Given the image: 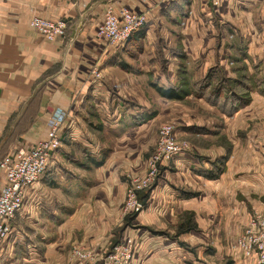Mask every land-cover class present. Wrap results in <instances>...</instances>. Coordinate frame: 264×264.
<instances>
[{"label": "crops", "instance_id": "0c3cea01", "mask_svg": "<svg viewBox=\"0 0 264 264\" xmlns=\"http://www.w3.org/2000/svg\"><path fill=\"white\" fill-rule=\"evenodd\" d=\"M174 1L178 0H0V158L16 147L29 146L45 137L48 123L53 119H65L60 148L50 157L39 181L26 188L23 206L13 219L14 230L10 238L0 242V264H75L77 260L69 254L73 243L87 247L95 259L102 258L114 229L122 225L121 168L128 161L120 159L124 153L120 150L106 154L108 147L91 140L90 130L78 118L105 116L103 126L117 128L119 120L125 121L126 117L118 112V74L125 80L130 78L123 71L126 57L121 44L112 46L95 34L96 29L107 4L145 11L151 24L145 30L139 55L141 80H150V64L152 70L158 65V61L147 57V50H168L176 42L185 55L178 64L202 72L213 51L206 37V29L212 31L211 23L205 28L206 0H199L198 10L194 12L197 19L192 15L198 0H179V5L186 1L191 11L188 17L191 20L183 23L181 32L176 33L180 43L172 36L177 24H160L169 16L174 20L177 14H184L187 19L188 7L182 13H177L176 6L164 9ZM215 1L213 10L224 17L223 24L232 11L249 14L253 39L264 41L263 0ZM34 14L65 19L66 36L46 40L30 26L29 19ZM238 45L246 46L240 42ZM249 45L248 49L245 47L247 52ZM174 55L177 57L175 52ZM231 55V59L236 56ZM93 70L99 73V78L92 74ZM155 73L168 81L162 72ZM133 107L134 104L130 106ZM138 107L144 106L138 104ZM142 115L139 109L130 111L131 124L126 125H143ZM78 150L82 154L78 155ZM102 155L103 163L94 165L90 158L98 160ZM213 158L207 159L209 164ZM229 160L221 177L211 179L192 166L198 164L196 157H173L170 170H176L174 175L182 169L183 175L164 173L163 184H158L146 198L145 208L138 213V223L142 226L135 233L128 230L136 236L134 256L128 264H220L216 198L220 201L228 198L231 204L228 218L236 231L252 212L264 213V202L260 199L264 194V177L257 166H252L251 159L236 163ZM163 167L168 172L169 168ZM4 182L0 172V187ZM177 187L197 193L184 196L176 191ZM146 193L139 195L143 197ZM254 193L258 196H252ZM184 211L193 212L195 230L170 236L147 229L175 225ZM209 241L215 247L212 253L205 247ZM234 251L244 264H253L252 259L244 258L235 248Z\"/></svg>", "mask_w": 264, "mask_h": 264}, {"label": "rangeland", "instance_id": "374dc122", "mask_svg": "<svg viewBox=\"0 0 264 264\" xmlns=\"http://www.w3.org/2000/svg\"><path fill=\"white\" fill-rule=\"evenodd\" d=\"M213 1L216 2L215 0H206L204 2V7L208 10V13L204 12L205 28L207 23H211L210 29H212L210 32L206 29V37L209 38L208 45L211 46L210 50L213 51L212 59L209 60L208 65L202 72H195L194 69L192 70L193 67H188V65H179L178 63L181 62V59L175 55V57L173 56L174 52L175 54L181 53L182 47L176 42L179 41L180 43V37L178 38L176 33L181 32V25L191 20L188 18L191 11L188 4L185 3L186 1H183L184 3L182 2L180 5L179 0L174 1V5L168 3L164 9L167 10L168 6H176L177 13L184 12L188 7L189 10L186 13L187 15H185L187 19L183 16L184 14H177L174 20L171 21L169 16L165 22L160 23L166 26L177 24L173 28L172 35L176 43L173 48L170 46L168 50L160 49L158 52L156 50H147V57L153 59L152 61L154 62L158 61V65L154 70H152L151 64L149 66L148 79L150 80H141L139 73V55L143 45V43L139 42L142 40L139 39L135 42L131 39L128 43L125 42L120 45L126 57V66L123 65V71L130 78L125 80L123 75L118 74V78L123 80L118 79L119 82L116 86V97H120L118 98L120 102L118 112L125 114V121L119 120L117 128H109L103 126V120H107L105 116L98 118L93 114L88 115L87 119L85 118L84 120L78 118L81 124L84 127L86 125L90 130L89 137L92 138L91 140L98 142L100 145H105V148L108 147L105 149L106 154L114 150L117 153L119 150L124 152L122 155L126 159L122 158V155H120V159L125 163L128 161V164H125V166L127 165L126 168H124L125 166L121 168V176H123L121 180L124 185L123 200L126 199L129 189H133L146 179L148 159H150L149 157L156 145L158 131L163 123L172 126L174 135L178 140L188 142L189 151L180 155H188L191 158L196 157L198 164H193L192 166L199 169V172L210 168L214 159L217 157L221 158L224 155L227 156V159L223 173L226 170V164L229 159L230 162L234 163L251 159L249 162H251L252 166H257L258 170L259 165L264 161V95L254 86L256 80L264 78V72H261L262 70L264 71V41L253 39L255 35L251 33V28H249V20L251 19L249 14L232 11L230 17L226 18L227 22L223 24L222 18L224 17L218 14V10L216 12L213 10L215 6ZM199 4V0L194 4L192 16L195 19L197 17L194 12L198 10L196 8H198ZM199 15L203 16L202 14ZM150 24L151 22L148 21L145 29ZM232 27L236 30L233 28L231 31L229 28ZM153 40L157 39L153 38ZM239 42L244 46L246 45L247 49L248 44H250L251 48L248 52L246 49L248 56L246 59H243L244 56H238V53L235 52ZM260 45L262 47H259ZM229 54L236 56L231 59ZM252 54L253 57L251 58ZM190 70L192 71L190 72ZM155 71L162 72L163 77L168 81L161 80L159 75L156 76L157 73ZM162 81L165 83H162ZM221 83L223 86H230L231 94L223 92ZM157 84H164L162 85L164 87L173 85L178 93L181 94V97L169 99L163 96L157 91ZM226 89L228 91V88ZM242 101H245L244 105H241ZM132 103L134 107L130 108L133 105ZM138 104L144 106L143 109L138 107ZM238 105L240 106L238 107ZM134 109L135 111L139 109L140 112L147 115V120H145L143 125H133L132 127L126 125L131 122L130 111ZM124 114H121V116ZM50 123L51 121L48 123L47 129ZM112 146H115V149ZM77 154L80 155L82 153L78 150ZM212 157L215 158L209 164L207 159ZM123 161L121 162L122 164L124 163ZM171 161L166 160L163 162L159 166L157 178L139 191H147V193L143 197L139 195L142 204L138 209L127 210L122 213L121 203L122 225L120 228L114 229L110 237L111 242L106 249L107 251L127 237L133 240L134 251L136 236L132 233H135L137 228L142 226L138 223V213L145 208L146 198L158 184H163L164 173L168 176L183 175L180 173L182 169L173 175L176 170H170ZM164 165L167 166V169L169 168V170H166L168 172L164 171ZM175 189L179 193L181 191L184 192L186 196L190 192H193L191 195L197 193V191L185 190L182 187ZM226 193L228 194V191ZM254 195L258 196L255 193L252 196ZM260 199L264 202V194ZM227 200L228 198H223L222 201L216 198L220 264H244V260L239 258L235 253L236 251H234L237 234L243 226L239 231L234 228L233 222L228 218V212H230L228 210L231 204ZM186 212H181L178 215L175 225L163 224L160 225L162 229L159 230L154 229L156 228L155 226L154 228L148 226L147 229L152 232L155 231L157 234L165 233L170 234V236H176V225L179 220L186 217ZM147 229L145 230L144 228V231H147ZM128 230H132V233ZM212 245L209 241L208 245L205 246L207 251L211 252L215 248Z\"/></svg>", "mask_w": 264, "mask_h": 264}, {"label": "built area", "instance_id": "2783aa9c", "mask_svg": "<svg viewBox=\"0 0 264 264\" xmlns=\"http://www.w3.org/2000/svg\"><path fill=\"white\" fill-rule=\"evenodd\" d=\"M213 5L216 2L213 1ZM264 9V0L262 2ZM30 26L40 33L46 40L66 36L67 21L61 17H44L34 14L30 17ZM145 11L134 10L126 6L116 7L107 4L101 22L98 24L97 36L106 39L112 46L124 42L132 32L145 27L148 23ZM99 78V73L92 71ZM64 118L51 121L45 137L38 139L29 146L16 147L12 152L0 158V172L4 175V184L0 187V242L10 238L14 228L13 219L22 208L25 190L31 184L39 181L45 171L48 161L55 150L62 144V130ZM187 141L178 140L172 126L163 123L158 131L156 145L148 159L146 179L128 190L121 208L122 213L136 210L141 206L139 191L143 190L158 176L159 166L166 160H173L174 155L189 151ZM259 171L264 177V161L259 165ZM237 234L235 250L242 256L252 259L253 264H264V213L254 211ZM133 240L130 237L112 246L95 259L91 250L80 243H73L70 249L71 258L75 264H128L133 258Z\"/></svg>", "mask_w": 264, "mask_h": 264}, {"label": "trees", "instance_id": "16d2710c", "mask_svg": "<svg viewBox=\"0 0 264 264\" xmlns=\"http://www.w3.org/2000/svg\"><path fill=\"white\" fill-rule=\"evenodd\" d=\"M146 27V26H145ZM145 27H142L138 30H135L134 32H132L130 34V36L122 43H128V41H130L131 39H133L135 42H137V40L141 39L143 41V38L145 37L146 35V32H145ZM142 41H140L139 43H142ZM134 42V43H135ZM121 43V44H122ZM138 43V44H139ZM130 44V43H129ZM142 47V46H141ZM239 51H238V56H244L243 58H245L247 55H246V51H245V47L243 46H239ZM177 57H179L182 60H184L185 58V55L184 53L181 51V53L177 54ZM183 66V65H181ZM261 79V78H259ZM256 80V84L254 85L257 90L262 94L264 95V78L261 79V80ZM221 88L223 90V92L225 93H230V86H223V84L221 83ZM228 88V91L227 89ZM156 89L157 91L162 94L163 96L171 99V98H180L181 97V94L178 93V91L176 90V88L172 85L171 87H164L162 85H159L157 84L156 85ZM227 91V92H226ZM226 97V96H225ZM244 102L245 101H242L241 105H244ZM240 105H238L239 107ZM140 119V118H139ZM147 120V115H142L141 117V121H145ZM104 155H102L98 160H95L93 157L90 158L91 161H93V164L94 165H100L103 163V159H104ZM227 159V156L224 155V156H221V158H216L214 159V161L211 162V167L210 168H206L205 170L203 171H200L199 173H201V175H203L204 177H208V178H211V179H217L220 177L221 173H223V170H224V164H225V161ZM193 192H190L188 193V196H190ZM181 194L184 195V192L181 191ZM187 194V193H186ZM186 196V195H184ZM186 217L185 218H182L181 220H179V223L176 225V233L177 234H180V233H185V232H189L191 231L192 229L195 230L197 228V223H196V220H194V214L193 212H186Z\"/></svg>", "mask_w": 264, "mask_h": 264}]
</instances>
